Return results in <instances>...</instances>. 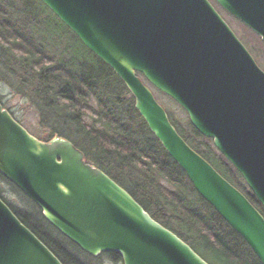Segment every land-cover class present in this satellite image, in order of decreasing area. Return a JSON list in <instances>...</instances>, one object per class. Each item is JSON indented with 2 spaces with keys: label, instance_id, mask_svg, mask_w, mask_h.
Returning a JSON list of instances; mask_svg holds the SVG:
<instances>
[{
  "label": "water",
  "instance_id": "obj_1",
  "mask_svg": "<svg viewBox=\"0 0 264 264\" xmlns=\"http://www.w3.org/2000/svg\"><path fill=\"white\" fill-rule=\"evenodd\" d=\"M126 85L199 195L264 264V216L178 132L151 87L242 175L264 207V70L211 0H41ZM264 42V0H216ZM0 174L84 252L123 264H210L71 140L32 134L0 101ZM0 264H64L0 197Z\"/></svg>",
  "mask_w": 264,
  "mask_h": 264
},
{
  "label": "trees",
  "instance_id": "obj_2",
  "mask_svg": "<svg viewBox=\"0 0 264 264\" xmlns=\"http://www.w3.org/2000/svg\"><path fill=\"white\" fill-rule=\"evenodd\" d=\"M73 36L72 44L48 42L43 24L32 18L26 4L0 0V77L32 101L40 126L49 135L71 140L88 162L126 188L160 223L174 231L210 264H262L246 241L194 189L135 107V100L114 70L91 52L41 0ZM41 10H43L41 8ZM169 118L184 139L263 214L264 207L242 175L189 121ZM51 116V120H49ZM42 139V138H41ZM0 177L7 180L2 174ZM8 181V180H7ZM10 182V181H8ZM11 183V182H10ZM31 201L28 211L0 197L64 264H95L62 235ZM75 246V249L72 248ZM103 255L122 261L117 252ZM93 258V259H92Z\"/></svg>",
  "mask_w": 264,
  "mask_h": 264
},
{
  "label": "rangeland",
  "instance_id": "obj_3",
  "mask_svg": "<svg viewBox=\"0 0 264 264\" xmlns=\"http://www.w3.org/2000/svg\"><path fill=\"white\" fill-rule=\"evenodd\" d=\"M17 1H19L21 5L24 2L27 6V10L30 11L31 17L33 19L37 18V22L43 24L42 27L45 28L43 35L48 42H51V44H53V39H56L60 47L62 45H68L69 43L72 44L73 36L69 32L65 33V28L59 23L60 21H57V18H53L52 15H46V8L41 5V8L43 9L41 10L37 0ZM211 1L217 7L221 15L230 24L238 37L250 50L259 66L264 70V42L262 41V39L244 23L222 9L216 3V0ZM1 81L2 79L0 77V101L3 103L4 107L8 109L14 115V117L32 134L42 139L47 137L49 135V132L45 131L40 126V113L38 112L37 107L32 103V101H30L25 96L26 93H20L10 83L5 84L4 81ZM151 88L153 89L156 99L166 109L167 112L172 114L175 121H178V123L182 124H186L190 121L188 113L180 104H178L174 99L159 91L158 89L154 87ZM48 118H50L49 120H51V116ZM0 191L3 193L7 200L22 207L23 209L31 211L35 208L33 207L30 200H28L22 193L17 191L10 182L1 177ZM39 210L41 211L40 208ZM72 248L75 249V246H72ZM94 259L95 264H123L122 261L114 262L109 257L103 255V253L98 257H94Z\"/></svg>",
  "mask_w": 264,
  "mask_h": 264
}]
</instances>
